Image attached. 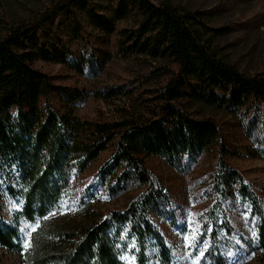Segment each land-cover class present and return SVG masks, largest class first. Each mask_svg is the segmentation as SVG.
Masks as SVG:
<instances>
[{"label":"trees","instance_id":"trees-1","mask_svg":"<svg viewBox=\"0 0 264 264\" xmlns=\"http://www.w3.org/2000/svg\"><path fill=\"white\" fill-rule=\"evenodd\" d=\"M85 1L64 0L0 38V202L7 197L20 205L10 223L0 205V255H19L21 260L14 264H126L123 256L134 247L133 264H174L153 218L170 211L171 199L153 184L147 160L159 156L175 166L185 158L196 161L213 153L221 166L216 185L233 187L252 207L258 217L256 251L264 253L262 200L245 184L244 175L226 162L231 150L219 121L191 112L199 102L229 114L264 106V76L245 75L210 53L199 32H214L204 12L130 0L142 17L138 28H115L93 14L92 23L105 32L113 50L105 51L99 63L87 60L71 68L81 75H97L112 57L145 55L169 61L173 68L166 72L161 104L149 117L138 119L78 117L79 104L89 96L107 101L122 91L106 87L90 94L57 83L37 66L38 32L57 13H71ZM248 125L264 135V117ZM111 146L113 154L97 174L102 181H115L109 182L108 191L114 195L137 183L144 192L124 210L103 213L82 202L75 215L51 217L70 195L74 178ZM21 222L36 223L27 250L21 244ZM226 231L232 234L228 225ZM212 242L205 253L209 264H226L216 248V232Z\"/></svg>","mask_w":264,"mask_h":264},{"label":"rangeland","instance_id":"rangeland-1","mask_svg":"<svg viewBox=\"0 0 264 264\" xmlns=\"http://www.w3.org/2000/svg\"><path fill=\"white\" fill-rule=\"evenodd\" d=\"M64 0H0V38L22 23L33 22L41 13ZM180 11H200L214 32L199 30L202 42L217 59L248 76H264V0H151ZM93 14L110 21L115 28L129 31L138 28L141 14L130 0H86L74 6L71 13L54 15L38 32L37 66L63 86L78 87L90 94L104 88L122 93L107 101L89 96L79 104L76 114L84 119L149 117L161 104L160 94L168 82L166 72L173 67L169 61L145 55L130 58L112 57L104 71L81 75L71 68L75 63H99L109 47L107 35L92 23ZM87 70V69H86ZM185 104V101H179ZM188 106V105H187ZM192 114L219 121L230 153L226 162L244 175L245 184L262 200L264 206V135L260 136L250 121L264 117V106L246 112L227 113L199 102L191 107ZM114 151L111 146L82 175L74 178L70 195L62 202L58 214L75 215L82 202L94 211L106 213L124 210L145 190L137 183L125 185L112 195L108 184L97 175ZM218 155L194 161L185 158L178 165H170L159 156L147 160L153 184L169 195L170 211L153 217L172 251L174 264H209L205 253L212 249L213 232L217 233V249L226 264H264V253L257 252L258 217L246 200L233 187L220 183L221 166ZM108 181V183H107ZM113 185L115 181H112ZM3 218L12 222L20 205L7 197L0 202ZM82 206V205H81ZM78 215V214H77ZM231 233H227L226 226ZM21 244L24 250L31 245V233L36 223L21 222ZM27 245V246H26ZM134 247L124 254L126 264H133ZM19 255L1 252L0 264H14Z\"/></svg>","mask_w":264,"mask_h":264},{"label":"snow or ice","instance_id":"snow-or-ice-1","mask_svg":"<svg viewBox=\"0 0 264 264\" xmlns=\"http://www.w3.org/2000/svg\"><path fill=\"white\" fill-rule=\"evenodd\" d=\"M27 246V245H26Z\"/></svg>","mask_w":264,"mask_h":264}]
</instances>
